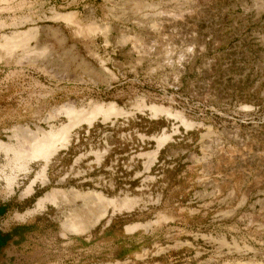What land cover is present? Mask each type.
<instances>
[{
    "label": "rangeland",
    "instance_id": "rangeland-1",
    "mask_svg": "<svg viewBox=\"0 0 264 264\" xmlns=\"http://www.w3.org/2000/svg\"><path fill=\"white\" fill-rule=\"evenodd\" d=\"M10 45L0 143L67 131L0 148V264H264V0H0Z\"/></svg>",
    "mask_w": 264,
    "mask_h": 264
},
{
    "label": "bare ground",
    "instance_id": "bare-ground-1",
    "mask_svg": "<svg viewBox=\"0 0 264 264\" xmlns=\"http://www.w3.org/2000/svg\"><path fill=\"white\" fill-rule=\"evenodd\" d=\"M12 47L13 45H10L9 47L5 46V47L0 48V51L3 50L4 48H6V50H10ZM101 109L102 108H99V110ZM66 131L67 130H63L62 133H60L59 135H55L54 133L49 134V133L42 132L41 137H39L37 133L34 134L30 132L29 130H24L22 131V136H23L24 146H26L27 149L22 148L23 150H17L14 147H10L8 145H4L1 143H0V148L3 149L5 152H11L13 159L15 161L29 160L32 158H41V157L44 158V157H47V155H49L50 151L56 145L57 141H59L60 139L61 140L64 139Z\"/></svg>",
    "mask_w": 264,
    "mask_h": 264
},
{
    "label": "trees",
    "instance_id": "trees-1",
    "mask_svg": "<svg viewBox=\"0 0 264 264\" xmlns=\"http://www.w3.org/2000/svg\"><path fill=\"white\" fill-rule=\"evenodd\" d=\"M8 206L6 204H0V217L7 211ZM10 234L3 233L0 231V253L3 248L7 245L8 241L10 240Z\"/></svg>",
    "mask_w": 264,
    "mask_h": 264
}]
</instances>
